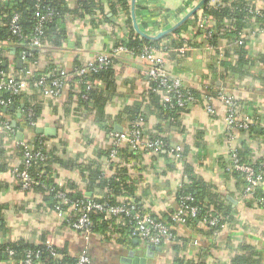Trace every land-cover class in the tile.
I'll list each match as a JSON object with an SVG mask.
<instances>
[{
    "label": "crops",
    "instance_id": "0c3cea01",
    "mask_svg": "<svg viewBox=\"0 0 264 264\" xmlns=\"http://www.w3.org/2000/svg\"><path fill=\"white\" fill-rule=\"evenodd\" d=\"M201 1L136 0L139 7L137 10L135 5L136 19L139 26L145 24L146 29H141L142 31L157 35L176 25ZM253 2L258 7H264L262 0H253L251 3ZM205 3L188 17L184 31L175 35L173 30L163 35L158 38L161 40L159 46H155L156 56L164 61L170 75L181 78L189 91L201 94L202 97L182 111L175 122L159 113L156 108L157 98L152 101L149 97L150 79L146 71L150 62L122 52L114 62V96L109 99L105 109V115L109 118L107 123L112 126L110 131L104 127L106 122L97 117L95 105L80 102L78 89L70 86L64 89L59 98L41 96L43 118L36 127L49 125L56 129V136L50 137L52 139L48 142L56 146L62 159L71 160L78 165L91 164L99 153L113 145L112 134L118 132L115 131L116 126L122 131L127 130L128 119L122 117L127 106L143 103L148 110L144 131L163 136L171 146H180L182 151L184 150L185 158L176 159L166 151H163L164 155H160V152L151 153L144 150L143 153H135L136 158L124 162L137 185V193L144 202L142 209L160 214L175 210L178 206L177 190L179 184L186 179L184 172L186 165H189L195 175L206 184L213 185L215 194L225 197L231 203L236 217L232 226L229 223L223 225L224 231L219 236L205 237L198 230L192 231V234L196 233L197 237H194L199 240V244L193 246H196L197 250L202 246L204 251L210 248L209 254L202 252L207 264H228L230 253L237 250L240 244H251L262 253L264 264V207L256 204L247 206L238 179L230 173L231 170L227 166L231 164V148L238 146L241 139H238V132L233 131L235 138L229 140L226 106L215 97L211 96L210 101L206 98L209 93L207 91L224 90L245 102L249 111L248 114L241 112V115L249 116L256 111L264 119V63L254 59L264 57V31L248 39L242 40L239 35L233 41L220 38L217 44H211L207 41L206 34L199 30L206 27L203 29L205 31L208 26L213 25L204 15ZM68 4L74 8L76 0H68ZM210 4L215 5L213 0ZM195 13L197 19H194L193 23L191 19ZM94 17L96 23L93 22V16L73 19L67 46L51 52L52 63L59 69L70 72L77 58L89 61L100 53L111 52L128 36L129 25L123 12L116 14L111 22L97 23V19H102L100 13ZM253 29L256 27L251 30ZM170 34L173 35L171 41H168L166 36ZM242 47L253 57L252 66L245 73L236 71L238 57L235 52ZM181 49H184V52ZM96 87L104 88L105 85L98 82ZM208 104H211L214 113L207 111ZM35 135L39 134L32 136L29 130L24 133V137L30 141H36ZM40 136L47 137L42 134ZM262 151L257 157L264 156V145ZM99 161L103 162L104 158ZM16 162L19 164L20 161L15 160ZM55 169L59 182L80 181L81 188L84 187L85 183L81 181L78 168L67 169L57 165ZM0 181L7 184L4 190H0V203L9 207L5 214L6 223L0 230V243L19 239L33 244L53 243L62 251L60 255H77L87 246L96 264H125L122 259L128 256L130 250L136 251V255H145V243L142 251L140 246L121 247L114 240H104L102 237L90 242L85 241L66 223L69 213L66 217H61L56 210L47 207L43 198L36 192H25L17 188L18 182L11 173L0 175ZM260 190L264 196V181ZM181 232L183 230L179 228V233ZM194 247L190 248V255L193 256L197 251ZM171 259L170 254L155 253L148 259L147 264H171ZM0 264L10 262L0 261Z\"/></svg>",
    "mask_w": 264,
    "mask_h": 264
},
{
    "label": "trees",
    "instance_id": "16d2710c",
    "mask_svg": "<svg viewBox=\"0 0 264 264\" xmlns=\"http://www.w3.org/2000/svg\"><path fill=\"white\" fill-rule=\"evenodd\" d=\"M210 1L211 0H208L204 4L203 9L205 12L204 15L213 23V25L208 26L205 31L203 29L206 27L199 30L203 31L202 34H206V39L211 44H217L220 38L233 41L235 38H238L242 32H246L248 29L251 30L253 27H264V16L254 17L249 13L250 6H256L254 4L251 5L253 0H220V3L216 5H211ZM13 2L16 3L18 11L21 12L23 25L27 28H32L35 22L37 13L36 5L50 8L54 11V16L52 21L46 25L45 33L42 37L43 50L33 51V55L28 56L26 59L27 64L19 67L17 58L20 56V52L25 45L18 43L14 53L10 49H0V71L8 68L12 52L17 71H24V69L27 70L31 68L30 64L32 65L37 62L32 67L36 78L45 76L46 80L50 82L55 78L61 77L60 72L65 70L59 69L57 65L52 63L53 59L51 57V52L62 50L67 46V41L69 40L71 32V24L74 18L83 19L88 16H93V22H95L94 15L97 13L102 14V19H97V23H102L104 21L111 22L116 14L119 12L124 13L129 25V33L120 43L128 48L140 49L143 45L159 46L161 41L160 39L142 37L134 30L130 13V0H76L74 8L69 6L68 0H13ZM105 2L108 4L104 5L106 4ZM262 2L264 6V0H262ZM138 8V5H136L137 10ZM194 19H197L196 13L191 19V22L193 21L194 23ZM186 23H182L173 31V34L176 35L184 31L186 29ZM140 27L143 30L146 29L145 24L140 25ZM2 30L0 38L9 35L6 30ZM208 33H210V36H208ZM173 34L166 36V38L169 39L168 41H171ZM172 43H175V41H172ZM243 47L238 48L235 52L238 57L236 71L245 73V71L252 66L253 57ZM254 59L258 60L259 63H264V57L262 56L258 59ZM87 62L88 61L77 58L74 62L73 70L70 72L65 71L68 75L66 87L70 86L71 88L76 87L78 89L77 95L80 102L84 101L85 103L95 105L97 109V117H99V120L102 122H106L104 127L108 128L110 131L112 126L107 123L109 118L105 115V109L109 99L114 96L116 88L114 63L109 67L101 68L97 71H89L82 76L78 75L77 71L84 67ZM98 82H102L105 87H96ZM88 84H91L89 90L86 89ZM216 91L218 92L219 90ZM85 92L89 95L88 100H84L81 97ZM191 92L195 95L197 100L199 98L202 99L201 94L199 95L193 91ZM207 92H209L208 94L212 97H215V99L218 96L217 92L214 90L213 92ZM148 93L152 101L157 98L158 103L156 104V108L159 113L168 120L170 119L172 122H175L182 111L186 110L189 106L171 108L169 105L165 104L159 81H154L152 79L149 80ZM9 96V93L0 91V97L7 98ZM236 101L239 114H241V112L247 113L249 111L245 102L238 99ZM127 107L125 115L122 116L128 119L129 125L125 131L131 129L132 124L137 121L139 117L142 118V128L144 130L148 117L147 106L143 103H133ZM21 109H24L25 112L30 110L33 113L32 117L26 116V125L28 126H26L27 128L25 129L27 131L29 130L30 134L33 136L36 127L29 125V120L38 124L43 118V103L41 102V93L39 89H33L21 96L15 97L12 106L0 108V114L3 115V118H7L9 115L10 118L15 119L19 118L17 112ZM249 117L254 121L250 127L233 128L234 133L238 132V139H241L239 145L235 147V152L240 162L252 166L258 173H261L264 181V156L257 157V154L262 151L264 145V119L256 111L250 113ZM19 125H23V123ZM259 127H261V129H259ZM144 133L145 136L149 138H159L169 145L168 140L159 134L152 135V132L147 133L146 131H144ZM35 137L36 141H30L26 136L24 137V140L32 143L36 150L44 153L45 159L42 161L38 159L33 160L31 165L26 169L34 181L31 188L23 189L22 184L18 181L17 188H20L25 192H36L43 198V201L48 205L47 207L56 210L57 212V208L60 205V208L63 211L69 213L66 223L70 225L80 215V207L74 208L71 207V204H69L70 206L63 204V200L57 198L59 191H64L74 202L77 200L95 198L99 202L108 203L110 205L134 203L137 207L136 212L140 214H151L159 220L161 219L174 226L176 234L175 239L172 241H163L159 246L161 248L160 251L155 253L159 255L164 252L165 255H172L171 264H207L202 252L209 254L210 248H206L207 251H204L202 246H199L197 250V248H195L196 246L194 247L193 244L198 245L199 240L194 237V235L196 236V233L192 234V231H200L205 237H215L219 236V234L224 231L223 225L225 223H229V225L232 226L236 220L231 203H229L225 197L215 194L213 185L206 184L199 176L195 175L189 165H186L184 172L186 179L183 181L182 186L178 187L177 200L178 203H180L181 196H192L194 201L186 203L190 206H197L200 211L198 217L189 219L188 223L178 224L173 223L172 221L174 210H169L160 214L150 213L142 209V207H144L142 197L137 193V185L129 174V168L124 165V162H127L128 159L133 157L136 158L135 152L132 150L128 142L123 141L117 146L113 144L110 148L99 153L97 159L91 164L81 163L78 165L71 160L62 159L61 153H58L56 146L48 142L52 138L40 135H35ZM14 142L15 139L13 136H8L5 133L0 132V175L11 173V170L14 167H18L22 170L25 168L22 149L19 146H11ZM114 148L117 150V156L113 159L110 157V153ZM143 151V149L140 150L142 153ZM159 154L164 155L162 150ZM102 158H104V161H99V159L102 160ZM181 158H185L184 150L181 153ZM15 160L20 161L19 164H17V162L15 163ZM229 161L231 162V160ZM57 165L67 169L78 168L81 172V181L85 183L84 187L81 188L80 181L67 180L64 183L59 182L57 169H55ZM227 166H229V169L231 170L230 173L235 175L238 179V185L241 186V194L244 200H247V206L251 207L254 204L260 206L256 203V199L263 196V194L260 193V188L256 191L253 197L246 198L245 188L247 182L245 176L236 171L232 167V163ZM6 186L7 184L5 181H0V190H4V187ZM88 192H93L96 195H89ZM8 208V205L0 203V230L6 223L5 214ZM208 214L219 217L220 222L217 226L212 227L211 225L203 223V216ZM89 215L92 221V233L87 242L102 237L104 240H114L116 244L121 247L140 246L142 247V251L143 247L145 248V245H143L144 241L138 237L134 224L131 222L132 215L119 217L113 215L109 216L105 211H99L96 209H91ZM118 218L120 220H118ZM179 228L183 230L181 234L179 233ZM77 232L85 240L84 235L80 231ZM135 239H138V244H135ZM191 247H194L197 250L194 253V256L193 254L190 255ZM51 249L53 251H51ZM28 250L40 251L41 255L36 264H77L80 254L84 251H86L90 258L89 264H96L93 255L87 246L77 255H60L62 254V251H59L58 247L53 243L33 244L24 239L0 243V261L10 262V264H22L25 252ZM230 254L231 257L228 264H263L262 253L253 248L251 244H240L238 249Z\"/></svg>",
    "mask_w": 264,
    "mask_h": 264
},
{
    "label": "built area",
    "instance_id": "2783aa9c",
    "mask_svg": "<svg viewBox=\"0 0 264 264\" xmlns=\"http://www.w3.org/2000/svg\"><path fill=\"white\" fill-rule=\"evenodd\" d=\"M218 3H220V0H213V4L216 5ZM253 4L256 5L255 2L251 5ZM36 6L37 13L35 22L32 28H27L23 25V17L21 12L16 8V3H14L13 0H0V33L3 31L2 29H4L9 34L4 38H0V49L5 48L14 51L16 50L18 43L25 45L20 52V56L17 58V60H22V65L27 64L26 59L28 56L33 55V51L43 50L42 37L45 33L46 25L52 21L54 16V11L50 8L41 7L40 5ZM249 13L254 17L264 16V9L257 5L255 7L250 6ZM263 31L264 27H256V29L249 30L247 33H241L240 39H248ZM208 36H210V33H208ZM181 51L184 52V49H181ZM122 52L138 56L139 58L150 62L146 73L150 79L159 81L163 100L165 104L169 105L171 108H182L197 101L195 95L185 87L181 78L170 75L164 61L156 56V47L151 45H143L140 49L128 48L122 44L118 45L111 52L100 53L95 58L89 60L84 67L77 71V74L82 76L89 71H97L101 68L109 67ZM36 63L37 62L32 65L29 63L31 68L27 70L24 69V71H17L16 63L11 52L8 68L0 71V91L7 92L10 96L7 98L0 97V108L12 106L15 97L21 96L33 89H39L42 97L59 98L62 96L66 87V81L68 80L67 73L60 70L61 77L48 82L45 76L36 78L34 75L32 67ZM90 88L91 84H88L86 89L89 90ZM217 95V98L227 109L226 124L228 129H230L228 137L229 140L232 141L235 138L233 128H248L254 121L249 116L239 114L237 99L233 95L227 94L224 90H219ZM81 97L84 100L89 99L87 92L83 93ZM206 98L209 101L212 99L209 94H206ZM207 111L214 113L211 104H208ZM21 112L22 116L15 119L10 118L9 115L7 118H3V115L0 114V132L5 133L8 136H13L15 139L19 127H24L26 129V126H28L26 125V116L32 117L33 113L30 110L25 112L24 109H21ZM14 120H17L18 125L16 128L12 125ZM21 123H23V125H19ZM28 124L34 127L38 126V124L30 120ZM112 137L115 146L126 141L130 144L135 153H139L142 149L151 153H158L162 150L172 154L176 159H181L182 148L180 146L174 147L166 144L159 138L152 139L145 136L141 117L132 124L131 129L128 131L115 132L112 134ZM11 146L21 147L25 166L23 170L14 167L11 170V175L16 181L22 184L23 189H30L34 181L26 169L31 165L33 160H44L45 155L41 151L36 150L32 143L26 142L24 138L22 141L15 140ZM116 156L117 150L114 148L110 153V157L114 159ZM230 158L232 167L245 176L247 182L245 197H253L256 191L261 187L263 175L258 173L252 166L242 164L235 152V147L230 150ZM180 186H182V183L179 184V187ZM57 198L63 200V204L65 205L71 204V207H80V215L71 223V226L75 231H80L84 235L86 241L89 240L92 233V221L89 215L91 209L105 211L109 216L113 215L119 217L132 215L131 222L134 224L135 231L137 232L138 237L144 241L146 245L160 246L163 241H172L176 237L173 224H169L161 219L159 220L151 214H140L136 212L137 207L134 203L110 205L108 203L99 202L95 198L77 200L74 202L64 191H59ZM189 201H194V198L188 195L181 196V202L178 203L172 216L173 223L186 224L189 219L198 217L200 209L195 205L190 206L186 203ZM256 203L264 207V196L257 198ZM60 207L61 206L59 205L57 208L59 215L61 217H66L68 213L63 211ZM118 220L120 219L118 218ZM202 220L204 224L211 225L212 227L217 226L220 222L219 217L212 216L211 214L204 215ZM51 251L53 250L51 249ZM40 255V251L28 250L25 252L22 264H36ZM89 262L90 258L86 251H84L80 254L77 264H89Z\"/></svg>",
    "mask_w": 264,
    "mask_h": 264
},
{
    "label": "water",
    "instance_id": "95a60500",
    "mask_svg": "<svg viewBox=\"0 0 264 264\" xmlns=\"http://www.w3.org/2000/svg\"><path fill=\"white\" fill-rule=\"evenodd\" d=\"M207 0H202L201 3L199 5H197V7H195V9H193L190 13H188L187 15H185V17H183L176 25H174L173 27L165 30V31H161L159 32L157 35H150L144 31L141 30L138 22H137V19H136V13H135V5H136V0H131V16H132V19H133V27L135 29V31L141 35L142 37H145V38H149V39H158L160 37H162L163 35L169 33V32H172L173 30H175L177 27H179L182 23H184L188 17L193 14L194 12H196L203 3H205ZM14 53V51H13ZM18 63V66L21 67L22 65V60H18L17 61ZM23 107V106H22ZM14 109V107H13ZM17 115L18 117L20 118L22 116V112L21 110H19L17 112ZM12 125L13 127H17V120H14L12 122ZM115 131H118V132H121L122 129L119 128L118 126L115 127ZM24 133H25V128L24 127H19L18 129V133L15 137V140L17 141H22L23 138H24ZM35 133L36 134H39V135H45L47 137H54L56 136V129L53 128V127H50L49 125H45L44 127L43 126H40V127H36L35 128ZM135 243H138V239H135L134 240ZM160 247L159 246H155V245H146V251H145V255L144 256H139V255H136V251L134 250H130L129 253H128V256L127 257H124L122 259L123 263L125 264H147L148 263V259L149 258H152L155 254L156 251H160Z\"/></svg>",
    "mask_w": 264,
    "mask_h": 264
}]
</instances>
